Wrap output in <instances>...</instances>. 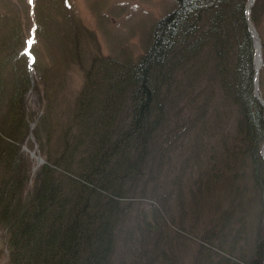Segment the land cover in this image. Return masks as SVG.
<instances>
[{"label":"trees","instance_id":"obj_1","mask_svg":"<svg viewBox=\"0 0 264 264\" xmlns=\"http://www.w3.org/2000/svg\"><path fill=\"white\" fill-rule=\"evenodd\" d=\"M248 1L170 0L130 61L102 54L67 0H0L8 264H264ZM249 18L264 62V0ZM33 87L41 113L30 130ZM23 145L44 160L34 171Z\"/></svg>","mask_w":264,"mask_h":264},{"label":"rangeland","instance_id":"obj_2","mask_svg":"<svg viewBox=\"0 0 264 264\" xmlns=\"http://www.w3.org/2000/svg\"><path fill=\"white\" fill-rule=\"evenodd\" d=\"M28 1L32 5V0ZM67 1H69L70 6H72L75 14L83 24L96 34L102 54L106 56H116L119 59L130 61L136 60L148 47L150 42V32L154 24L159 18L164 16L171 7L170 0ZM32 27L31 24L29 36H31ZM260 71L263 72V83V57ZM71 76L74 80L72 87L76 90L81 82V77L76 72H73ZM32 80L35 85V79L33 76ZM259 88L258 77V92ZM262 92H264V87ZM28 101L30 108L34 111V120L31 124H36L41 109L37 95L34 93V87L28 95ZM35 149L29 150L27 146H23V150L28 152L29 156L33 159L32 171L38 166L36 156H38L39 153ZM31 153L34 154L31 155ZM2 241L4 242L3 238L0 236V264H8L6 249Z\"/></svg>","mask_w":264,"mask_h":264},{"label":"water","instance_id":"obj_3","mask_svg":"<svg viewBox=\"0 0 264 264\" xmlns=\"http://www.w3.org/2000/svg\"><path fill=\"white\" fill-rule=\"evenodd\" d=\"M254 0H249L248 2V7H247V14L249 12V9L250 7L252 6ZM247 20H248V16H247ZM248 28L250 30V33L253 37V42H254V46L256 48V43H255V39H257V43H258V63H259V66L261 65V50H260V40H259V37H258V34L255 30V28L250 24V22H248ZM30 44V43H29ZM28 44V45H29ZM257 52V50H256ZM30 55V54H29ZM32 60V58H30V61ZM258 67L256 66L255 67V70L257 71ZM254 93H255V96L258 98L259 102L261 103V105L264 107V100L263 98L258 94V91H257V83H255V87H254ZM34 153H31V155H33ZM263 157H264V152H263ZM37 159V163H41L43 162V159L40 157V156H37L36 157Z\"/></svg>","mask_w":264,"mask_h":264},{"label":"bare ground","instance_id":"obj_4","mask_svg":"<svg viewBox=\"0 0 264 264\" xmlns=\"http://www.w3.org/2000/svg\"><path fill=\"white\" fill-rule=\"evenodd\" d=\"M255 43H256V47H257L256 66L258 67V70H259V63H258V43H257V39H255ZM32 126H33V124H32Z\"/></svg>","mask_w":264,"mask_h":264}]
</instances>
